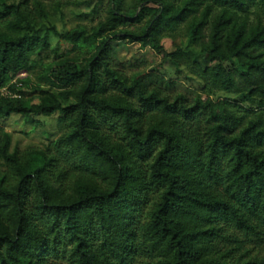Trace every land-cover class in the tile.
<instances>
[{
  "label": "trees",
  "instance_id": "1",
  "mask_svg": "<svg viewBox=\"0 0 264 264\" xmlns=\"http://www.w3.org/2000/svg\"><path fill=\"white\" fill-rule=\"evenodd\" d=\"M78 1L0 0V87L48 47L46 2ZM126 1L91 33L55 32L76 58L47 67V89L23 77L0 100V119L65 128L21 153L0 128V264H264V0ZM114 42L191 62L205 97L115 69Z\"/></svg>",
  "mask_w": 264,
  "mask_h": 264
},
{
  "label": "rangeland",
  "instance_id": "2",
  "mask_svg": "<svg viewBox=\"0 0 264 264\" xmlns=\"http://www.w3.org/2000/svg\"><path fill=\"white\" fill-rule=\"evenodd\" d=\"M62 4L61 8L56 11L55 3L46 2V9L50 17L43 22L44 28L41 35L47 33L48 47L32 57L30 69L26 75L24 74L31 85L41 84L44 89H47L48 86L40 81V76L46 73L47 67L55 68L61 61L76 58V53L72 51L71 45L64 42L55 32L63 34L79 28L84 29L86 33H91L99 23L105 21L109 8V0H83L75 2L73 5H67L63 2ZM126 5L132 10L130 0L126 1ZM247 16L249 21L255 24L258 16L257 8L250 6ZM261 21L264 26V20ZM175 36L174 40L168 38L162 40L161 44L165 51H173V43L179 46L186 41L183 32L179 31ZM111 46L114 52L109 56V59L115 69L127 75L134 72H144L160 76L167 83V85L162 86V89L172 96L182 94L188 99L199 96L205 97L200 80L192 73L196 67L191 62L187 64L181 62L179 67H175L169 62L163 63L162 55L154 53L149 48L142 49L138 44L114 42ZM29 93L33 94L34 92L30 91ZM34 98L36 99L37 96L35 95ZM212 98L227 100L228 97L215 91ZM61 117L62 115L59 113L50 117L41 115L24 117L12 114L6 119H0V128L11 136L9 151L11 153L29 150L44 151L65 132L64 126L59 123Z\"/></svg>",
  "mask_w": 264,
  "mask_h": 264
},
{
  "label": "built area",
  "instance_id": "3",
  "mask_svg": "<svg viewBox=\"0 0 264 264\" xmlns=\"http://www.w3.org/2000/svg\"><path fill=\"white\" fill-rule=\"evenodd\" d=\"M24 74L20 75L18 78L10 79L4 86L0 87V100L1 99H20L21 96L18 91L22 90V84L19 79L23 78ZM14 87L13 90L10 88Z\"/></svg>",
  "mask_w": 264,
  "mask_h": 264
}]
</instances>
